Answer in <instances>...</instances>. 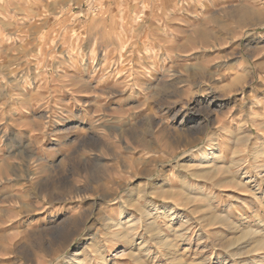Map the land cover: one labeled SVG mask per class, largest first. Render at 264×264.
Masks as SVG:
<instances>
[{"label": "rangeland", "instance_id": "374dc122", "mask_svg": "<svg viewBox=\"0 0 264 264\" xmlns=\"http://www.w3.org/2000/svg\"><path fill=\"white\" fill-rule=\"evenodd\" d=\"M263 241L264 0H0V264Z\"/></svg>", "mask_w": 264, "mask_h": 264}, {"label": "bare ground", "instance_id": "6f19581e", "mask_svg": "<svg viewBox=\"0 0 264 264\" xmlns=\"http://www.w3.org/2000/svg\"><path fill=\"white\" fill-rule=\"evenodd\" d=\"M261 244L258 245L257 249L264 251V241L260 242ZM123 245L122 241H119V244L117 245V248L121 247ZM168 253L165 256H168L170 254V251H167Z\"/></svg>", "mask_w": 264, "mask_h": 264}]
</instances>
